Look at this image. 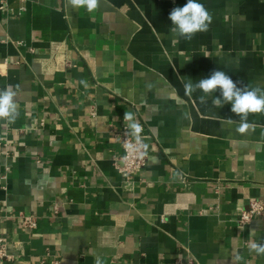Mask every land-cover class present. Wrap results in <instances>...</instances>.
Returning <instances> with one entry per match:
<instances>
[{"label": "crops", "instance_id": "1", "mask_svg": "<svg viewBox=\"0 0 264 264\" xmlns=\"http://www.w3.org/2000/svg\"><path fill=\"white\" fill-rule=\"evenodd\" d=\"M198 2L212 21L185 40L168 17L187 0H0V91L18 112L0 119L3 264H264V216L238 222L264 203V111L239 133L230 104L184 87L222 70L264 90V0ZM126 112L148 156L128 180Z\"/></svg>", "mask_w": 264, "mask_h": 264}, {"label": "clouds", "instance_id": "2", "mask_svg": "<svg viewBox=\"0 0 264 264\" xmlns=\"http://www.w3.org/2000/svg\"><path fill=\"white\" fill-rule=\"evenodd\" d=\"M69 2L75 7L86 6L88 11H92L97 7L98 0H69ZM168 18L172 25L171 31L176 37L185 40H190L198 32L207 31L212 21L211 14L198 0H187L183 7H175ZM184 87L187 94L200 90L203 93L199 97L201 103H206L207 98L211 96L215 106L223 107L225 104H230L231 112L241 117V123L237 128L239 133H245L253 128V125L247 122L249 113L264 111V90L259 88L248 90L246 87H238L237 82H234L222 70H214L210 76L200 79L196 84H193L189 79ZM217 91H219V95H212ZM15 96L16 92L12 86L0 91V119H5L8 123L14 122L18 116ZM124 120L129 122L127 126L139 143L141 125L135 120L132 112H126ZM143 147L146 148L147 145H143ZM250 250L255 251L258 255H264V243H252ZM96 264H101V261L97 259Z\"/></svg>", "mask_w": 264, "mask_h": 264}, {"label": "built area", "instance_id": "3", "mask_svg": "<svg viewBox=\"0 0 264 264\" xmlns=\"http://www.w3.org/2000/svg\"><path fill=\"white\" fill-rule=\"evenodd\" d=\"M140 142L137 143L134 135H131L127 127H123L118 134V140L122 149L121 166L119 168L120 174L125 179H131L136 173L146 166L147 153L145 140L143 136L144 127L141 126ZM132 147H129V146ZM264 216V203L259 201H252L249 205L248 211L241 212L238 222L240 224L249 223L250 221ZM23 225L26 228H34L36 225L35 218L32 216L22 217ZM8 259L6 252V241L0 235V264ZM36 264H59L53 259H48V256L42 257Z\"/></svg>", "mask_w": 264, "mask_h": 264}]
</instances>
